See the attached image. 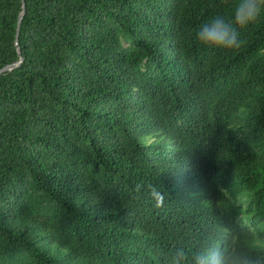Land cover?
<instances>
[{"label": "trees", "instance_id": "16d2710c", "mask_svg": "<svg viewBox=\"0 0 264 264\" xmlns=\"http://www.w3.org/2000/svg\"><path fill=\"white\" fill-rule=\"evenodd\" d=\"M21 6L0 0V68ZM215 18L236 46L198 38ZM18 46L0 74V264L264 251V5L25 0Z\"/></svg>", "mask_w": 264, "mask_h": 264}, {"label": "clouds", "instance_id": "9594fccd", "mask_svg": "<svg viewBox=\"0 0 264 264\" xmlns=\"http://www.w3.org/2000/svg\"><path fill=\"white\" fill-rule=\"evenodd\" d=\"M257 5V11L261 5H264V0H254ZM255 19V16L249 17L246 23ZM207 31H221L224 33V39L219 41H207L204 43L210 47H233L239 43V34L234 32L231 26L221 20L215 18L211 24L206 25L197 34L198 38L203 37V33ZM169 264H264V251L257 253L250 249L244 248H223L220 247H205L188 253L183 247L174 249L171 253Z\"/></svg>", "mask_w": 264, "mask_h": 264}, {"label": "water", "instance_id": "95a60500", "mask_svg": "<svg viewBox=\"0 0 264 264\" xmlns=\"http://www.w3.org/2000/svg\"><path fill=\"white\" fill-rule=\"evenodd\" d=\"M25 14V0H22V6H21V11L19 13L18 19H17V24H16V35H15V43L17 45L18 48V53H19V58L18 60L14 61L11 64H7L3 67L0 68V74L5 73L7 71L12 70L13 68L17 67L23 60V56L21 55L20 52V48L18 46V37H19V33H20V26H21V22H22V18L23 15Z\"/></svg>", "mask_w": 264, "mask_h": 264}]
</instances>
